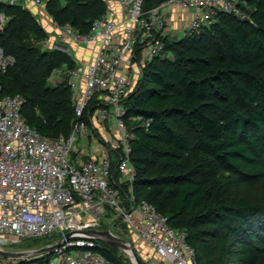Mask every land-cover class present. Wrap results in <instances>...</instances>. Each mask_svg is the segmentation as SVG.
Instances as JSON below:
<instances>
[{
	"label": "trees",
	"instance_id": "trees-1",
	"mask_svg": "<svg viewBox=\"0 0 264 264\" xmlns=\"http://www.w3.org/2000/svg\"><path fill=\"white\" fill-rule=\"evenodd\" d=\"M164 1L145 0L144 9ZM237 1H246L249 19L218 14L200 34L166 41L172 58L147 62L125 102L134 135L133 196L186 234L196 264H228L231 256L239 264H257L262 249L254 241L264 240V204L232 198V183L220 181L227 176L237 184L264 182V0ZM47 12L86 34L106 3L49 0ZM0 13L9 18L0 46L15 59L0 78V97L21 95V116L40 135L68 137L77 122L71 90L47 82L55 70L73 69L75 62L36 46L45 32L32 11L1 3ZM122 192L125 198L126 185ZM42 239L52 244L58 237ZM97 244L110 263L125 264L116 248Z\"/></svg>",
	"mask_w": 264,
	"mask_h": 264
},
{
	"label": "built area",
	"instance_id": "built-area-1",
	"mask_svg": "<svg viewBox=\"0 0 264 264\" xmlns=\"http://www.w3.org/2000/svg\"><path fill=\"white\" fill-rule=\"evenodd\" d=\"M48 1L0 0V4L36 9L53 50L72 60V48L92 49L95 55L90 62H75L73 69L65 71L64 83L71 90L77 119L68 137L40 135L21 116L25 103L21 95L0 97V249L52 236L58 242L73 233L48 258L40 255L29 264H112L100 253L96 240L81 234L105 231L110 211L112 220L120 219L127 236L145 249L140 255L144 264H196L186 234L170 228L153 205L137 202L133 196L134 135L126 125L125 102L147 62L172 58L166 41L200 34L218 14L249 19L246 1L239 6L237 0H165L145 10V0H103L106 12L86 34L54 20L47 12ZM170 8L191 15L179 35L167 25ZM8 21L0 13V33ZM14 64L15 59L0 46V78ZM2 90L0 84V94ZM94 121L113 133L111 148L91 131L89 123Z\"/></svg>",
	"mask_w": 264,
	"mask_h": 264
},
{
	"label": "rangeland",
	"instance_id": "rangeland-1",
	"mask_svg": "<svg viewBox=\"0 0 264 264\" xmlns=\"http://www.w3.org/2000/svg\"><path fill=\"white\" fill-rule=\"evenodd\" d=\"M179 39H180V37H179ZM44 40H46V42H43ZM44 40L36 45L42 51H59V50H53L52 49L50 38H48V36L46 34H45ZM65 71H66L65 68H59V69L55 70L47 82L48 86L50 88H55L58 85H60L61 83H64ZM136 79L137 78H135V80ZM135 83L137 84V82H135ZM89 127H90L91 131L93 132V134H95L97 136V138L100 140V142L101 141L103 143L105 142V144L109 148L112 147V144H110V143H114L113 133L111 131H109L107 127L100 129L101 133H103L105 135V137H103V138L98 134L99 128L97 127V124L95 122H93V123L90 122ZM79 142H80V144L84 145L86 143V140L82 139ZM79 147H80V145H79ZM220 181L222 183H225V182L232 183L231 184V196H232V198H234V199L244 198L249 202L255 201V202H259V203L264 204V182H261L258 184H253V185L252 184H237L233 181L232 178L227 177V176L221 177ZM118 220H120V219H118ZM105 221H106L107 225H105L104 228L106 230L111 231L116 236L131 242V245L133 246L134 250L136 251L138 257L140 258L142 251L144 252L145 249L143 248V246L140 243H138L137 241L131 240L127 236L126 232L123 229L124 227H122L121 220L119 222L115 223L112 220V217H109V218H106ZM127 238H129V239H127ZM51 240L52 239H42V240L40 239L38 241H26V242H22L20 244H17L13 247H7L6 250H11V251L37 250V249H41L42 247L50 244ZM254 244L257 247L262 249L257 264H264V240L256 239V241H254ZM116 251H117L118 257L125 264H131L129 258L124 253L120 252L117 249H116ZM36 257H33L32 259H34ZM32 259L30 261H32ZM21 262H22L21 260H12V259L0 258V264H19ZM228 264H239V263H236L234 260V256H231L228 260Z\"/></svg>",
	"mask_w": 264,
	"mask_h": 264
},
{
	"label": "water",
	"instance_id": "water-1",
	"mask_svg": "<svg viewBox=\"0 0 264 264\" xmlns=\"http://www.w3.org/2000/svg\"><path fill=\"white\" fill-rule=\"evenodd\" d=\"M81 234L92 237L94 240L110 245L120 252L124 253L130 260L131 264H144L143 261L138 257L136 251L130 242L116 236L109 230L105 231H95L88 230L83 231ZM73 233H68L64 236V238L60 239L58 242L48 245L46 247H42L37 250L30 251H11V250H3L0 249V258L12 259V260H21L22 262L19 264H24L25 261L31 260L33 257L40 255H51L56 250H58L63 244L65 240H70Z\"/></svg>",
	"mask_w": 264,
	"mask_h": 264
},
{
	"label": "crops",
	"instance_id": "crops-1",
	"mask_svg": "<svg viewBox=\"0 0 264 264\" xmlns=\"http://www.w3.org/2000/svg\"><path fill=\"white\" fill-rule=\"evenodd\" d=\"M30 11L33 12V15H35L36 18H38V15H40V13L36 9L31 8ZM168 13H169L168 14L169 18L167 20V25L169 27V30L171 31L172 34L179 35L178 34L179 28L181 27L182 24L188 22L191 19V15L190 13L184 12L177 8L168 9ZM40 20L42 24L46 25L47 21L44 20V18ZM72 51L74 55L73 60L76 63H88L94 58L95 55L94 53L95 51L92 49L82 50L81 48H72ZM97 127L99 128V133L102 136V138L105 137V135L100 131V129L102 128H100L99 126Z\"/></svg>",
	"mask_w": 264,
	"mask_h": 264
}]
</instances>
